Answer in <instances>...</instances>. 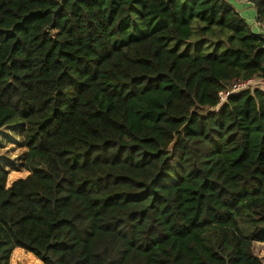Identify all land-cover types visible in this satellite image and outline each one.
Instances as JSON below:
<instances>
[{
    "label": "trees",
    "instance_id": "16d2710c",
    "mask_svg": "<svg viewBox=\"0 0 264 264\" xmlns=\"http://www.w3.org/2000/svg\"><path fill=\"white\" fill-rule=\"evenodd\" d=\"M136 2L0 0V130L25 128L29 172L0 169V264H264V91L214 111L264 79V37L227 0H146L127 37ZM194 29L229 48L169 49Z\"/></svg>",
    "mask_w": 264,
    "mask_h": 264
},
{
    "label": "rangeland",
    "instance_id": "374dc122",
    "mask_svg": "<svg viewBox=\"0 0 264 264\" xmlns=\"http://www.w3.org/2000/svg\"><path fill=\"white\" fill-rule=\"evenodd\" d=\"M146 0H137V2L133 5L132 15H131V23L132 28L136 26V31L130 32L127 34V37H137V25L139 24V33L143 32V28L140 27L141 24V18H142V12L143 7L145 6ZM234 6L240 11L243 9L242 4L240 3H234ZM249 26V24L247 22ZM156 26V23H153L151 27ZM219 30V29H215ZM218 32V31H217ZM256 33V32H254ZM214 38L207 40L206 42L202 43L203 40L202 35L194 29L193 36L190 40V42H184L182 44H177V42H172L169 45V49L176 50L179 53H193L196 54L197 50L199 49L201 53L208 54L215 50H218L219 53L224 52L227 48H229V43L227 42L228 34L226 33V36L224 35H218L216 34L213 36ZM215 44L211 45L213 41H215ZM222 41L223 43L221 45L216 46L218 42ZM123 41L118 42V45H121ZM24 134H25V128L21 125H12L5 127L0 130V169H8L6 164L9 166H14V170L17 172V176L20 178H26L28 173L25 168V159H26V153L27 150L24 147ZM16 156V157H15ZM13 179L9 176L8 180V186L11 185ZM254 253L256 256H258L260 259H262L264 263V244L256 243L254 245ZM18 260L12 262V264H16ZM31 261H34L33 264H37L35 260H29L26 258H23L22 260L18 261L17 264H32ZM38 264H43L41 261Z\"/></svg>",
    "mask_w": 264,
    "mask_h": 264
},
{
    "label": "built area",
    "instance_id": "2783aa9c",
    "mask_svg": "<svg viewBox=\"0 0 264 264\" xmlns=\"http://www.w3.org/2000/svg\"><path fill=\"white\" fill-rule=\"evenodd\" d=\"M230 4L234 5V3H240L242 5L250 6L249 0H227ZM254 8V7H253ZM252 26L258 29L257 35H262L264 37V21L258 20L257 16L253 19ZM253 31V30H252ZM254 32V31H253ZM254 89H261L264 91V79H261L257 76L251 77L246 80L236 79L231 84V86L219 92V104L214 111H219L220 108L231 98L237 94L254 90Z\"/></svg>",
    "mask_w": 264,
    "mask_h": 264
},
{
    "label": "crops",
    "instance_id": "0c3cea01",
    "mask_svg": "<svg viewBox=\"0 0 264 264\" xmlns=\"http://www.w3.org/2000/svg\"><path fill=\"white\" fill-rule=\"evenodd\" d=\"M239 12L242 15V17L245 19L246 23L248 22L249 24H251L250 28L254 32L258 33V29L256 27L252 26L253 19H255V17L257 16L256 9L253 8V7L244 5L243 9H241ZM6 166L8 167L7 171H9V173H10L9 176L12 177V179H13L12 183L17 181V180L25 179V178H20V177L17 176V172L14 170V166H11V165L9 166L8 164H6ZM27 173H28V175H27V177H28L29 176V172H27ZM22 253H26V251H24L22 249H19V248L16 249L13 252V254H12L11 263L10 264H12V262H14L16 260H18V261L22 260L23 259Z\"/></svg>",
    "mask_w": 264,
    "mask_h": 264
}]
</instances>
